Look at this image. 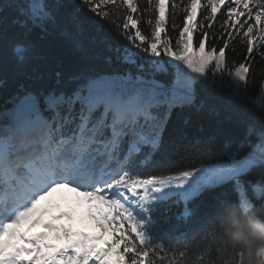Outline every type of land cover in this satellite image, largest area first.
<instances>
[{
    "label": "snow or ice",
    "instance_id": "6c2138e0",
    "mask_svg": "<svg viewBox=\"0 0 264 264\" xmlns=\"http://www.w3.org/2000/svg\"><path fill=\"white\" fill-rule=\"evenodd\" d=\"M69 8L85 20L70 19ZM105 24L126 43H94L121 63L143 58L137 67L151 73L175 63L177 80L161 87L154 79L129 83L84 72L67 88L18 93L14 121L0 126V264H244V246L249 264L253 256L264 264V83L261 111L238 122L225 162L143 170L165 150L173 109L195 106L197 84L206 86L209 73L213 84L226 74L237 91H247L252 63L257 56L264 62V0H0V63L22 72L38 55L17 31L41 39L56 31L86 53L87 29ZM235 43L246 51L230 68ZM104 61L111 64L113 55ZM55 78L59 85L63 74ZM217 145L208 136L202 151L211 154ZM206 191L215 198L200 231L168 240L163 229L154 231L160 223L171 227L162 207L168 199L184 200L182 215L189 217L188 201ZM218 236L223 243H212Z\"/></svg>",
    "mask_w": 264,
    "mask_h": 264
},
{
    "label": "trees",
    "instance_id": "16d2710c",
    "mask_svg": "<svg viewBox=\"0 0 264 264\" xmlns=\"http://www.w3.org/2000/svg\"><path fill=\"white\" fill-rule=\"evenodd\" d=\"M73 4L75 0H66ZM69 18H76L84 21L85 17L78 14L74 8L67 10ZM15 38L25 43L35 45L38 55L30 59L22 72L16 70L11 62L0 63V125L9 119L14 110L18 108L17 95L20 91L36 90L45 87L67 88L71 86V78L84 72H101L102 74L113 75V78L136 83L143 79H154L161 87H170L177 80L176 64H163L164 71L151 73L147 68L141 69L137 65H143L144 59L140 58L134 62L121 63L116 54L110 53L103 45L94 43L95 38L103 37L113 47H121L125 41L115 36V33L105 24L90 26L85 33V41L88 51L80 52L74 50L68 42L52 31L41 39L36 32L25 35L22 31L15 32ZM220 45L217 44V47ZM228 50L227 62L229 67L235 63L238 65L244 60L245 47L240 43ZM113 55V62L106 64L105 56ZM162 61L167 57H160ZM259 57L251 65V73L248 77L249 87L247 91H237L229 83L228 75L217 79L212 83L211 73L207 75V85L197 84L198 94L195 106L173 109L165 137V150L158 153L155 163L151 166H143L145 174L158 173L160 168H178L180 170L197 167L201 164L212 162H224L230 151L235 146L237 137L240 134L238 122L246 120L252 113L261 111L257 103L259 86L264 83V62H259ZM151 67V66H149ZM63 74V81L57 85L55 73ZM27 86V87H26ZM26 87V88H25ZM208 136H215L218 145L215 152L205 154L202 151V141ZM201 144L194 148H186L187 145ZM174 172H167L171 174ZM230 198L235 197L231 189H227ZM215 193L206 191L199 197L190 199L187 203L192 216L183 217L184 205L179 197L173 196L163 205L165 216L173 217L171 227L165 224H157L154 231L160 233L163 229L167 233L165 239L180 238L187 234L192 236L200 231V218L203 216L210 203L214 200ZM157 219H163L158 217ZM253 238L257 241V247L261 237L254 232ZM204 242L201 241V244ZM214 244H221L223 240L217 237L212 241ZM234 245V242H233ZM244 264H249L248 247L244 246ZM255 250V249H254ZM235 251V247H229L222 253L224 258H229ZM260 258L253 256L251 264H259Z\"/></svg>",
    "mask_w": 264,
    "mask_h": 264
},
{
    "label": "rangeland",
    "instance_id": "374dc122",
    "mask_svg": "<svg viewBox=\"0 0 264 264\" xmlns=\"http://www.w3.org/2000/svg\"><path fill=\"white\" fill-rule=\"evenodd\" d=\"M224 162H225V161H224ZM220 163H223V162H212V163L201 164V165L197 166V168H198V167H201V166H203V167H205V168H208V167H210V166H215V165L220 164ZM189 170H191V169H189ZM172 174H175V173H172ZM183 203H184V206H186L184 200H183ZM184 210H185V209H184Z\"/></svg>",
    "mask_w": 264,
    "mask_h": 264
},
{
    "label": "water",
    "instance_id": "95a60500",
    "mask_svg": "<svg viewBox=\"0 0 264 264\" xmlns=\"http://www.w3.org/2000/svg\"><path fill=\"white\" fill-rule=\"evenodd\" d=\"M26 87H27V86H26ZM26 87H25V88H26Z\"/></svg>",
    "mask_w": 264,
    "mask_h": 264
}]
</instances>
